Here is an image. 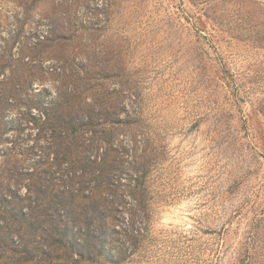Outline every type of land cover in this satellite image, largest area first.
<instances>
[{"label": "rangeland", "instance_id": "rangeland-1", "mask_svg": "<svg viewBox=\"0 0 264 264\" xmlns=\"http://www.w3.org/2000/svg\"><path fill=\"white\" fill-rule=\"evenodd\" d=\"M0 209V264H264V0H0Z\"/></svg>", "mask_w": 264, "mask_h": 264}, {"label": "trees", "instance_id": "trees-1", "mask_svg": "<svg viewBox=\"0 0 264 264\" xmlns=\"http://www.w3.org/2000/svg\"><path fill=\"white\" fill-rule=\"evenodd\" d=\"M65 192H69V190L65 189ZM0 212H1V209H0ZM263 224H264V216L262 218H259V219H256L255 221L252 222L251 224V231H249V234H247V237H246V241L247 243H249L251 246H257V244L259 242H261V238H262V227H263ZM100 235V233H99ZM133 248V247H132ZM130 249V250H133V249ZM30 250H34L36 251L37 248L36 247H33V249H30ZM127 250V248H126ZM241 258L240 261H242L243 259H246L247 263H252L255 261V256L253 255V253H248L245 252V253H242V254H238Z\"/></svg>", "mask_w": 264, "mask_h": 264}]
</instances>
